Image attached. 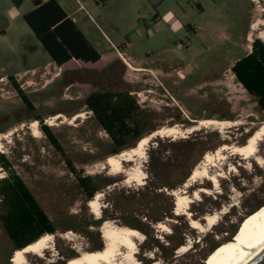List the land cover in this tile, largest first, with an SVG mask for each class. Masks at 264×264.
<instances>
[{
	"label": "rangeland",
	"instance_id": "374dc122",
	"mask_svg": "<svg viewBox=\"0 0 264 264\" xmlns=\"http://www.w3.org/2000/svg\"><path fill=\"white\" fill-rule=\"evenodd\" d=\"M57 1L99 49L101 60L52 63L23 17L34 8V0L20 7L11 0L9 21L0 16V153L7 155L57 226L49 233L54 235L53 247L42 255L29 253L27 264H66L81 251L103 248L107 220L141 232L135 254L139 264L215 263L264 222V134L256 152L260 162L230 150L216 154L224 144H245L264 125L257 99L231 69L252 50L255 39L264 42V0ZM10 75L35 109L22 100ZM95 90L135 96L145 119L143 137L174 125L183 130L200 127L185 136H152L140 159L144 182L127 181L126 172L115 173L107 158L135 147L140 139L123 150L114 146L85 104ZM203 120L214 123L202 125ZM223 121L229 125L222 126ZM43 124L51 127L63 152L52 144ZM208 152L214 153L213 172L222 173L218 185L189 179ZM123 164L134 166L131 161ZM78 174L93 176L103 187L93 197L98 196L100 213L92 210L91 199L79 187ZM8 175L0 165V179ZM201 187L208 192L199 191L194 198ZM167 194L174 200V214L182 219L164 215L159 222L150 221L154 208L166 214L171 206ZM185 194L193 201L188 206L184 202L177 213L178 195ZM210 214L217 215L215 225L205 220ZM191 220L203 227L191 226ZM160 223L164 226L158 227ZM183 239L185 247L173 249ZM15 251L0 219V264H13Z\"/></svg>",
	"mask_w": 264,
	"mask_h": 264
},
{
	"label": "trees",
	"instance_id": "16d2710c",
	"mask_svg": "<svg viewBox=\"0 0 264 264\" xmlns=\"http://www.w3.org/2000/svg\"><path fill=\"white\" fill-rule=\"evenodd\" d=\"M34 3L35 8L26 12L24 19L58 66L74 58L96 62L102 57L99 49L57 0H34ZM231 69L243 87L257 99L260 109L264 112V42L259 38L255 39L252 50L238 58ZM9 77L25 104L30 109H35L29 95L14 76ZM85 104L94 113L97 123L110 135L114 146L120 150L143 137L145 119L137 99L129 91L95 90L86 97ZM41 128L52 144L63 152V147L51 127L43 124ZM68 164L72 171L77 172L71 161L68 160ZM0 165L9 172L8 176L0 179V219L15 250L34 242L43 234L55 233V222L21 175L13 170L12 163L5 153H0ZM77 178L79 187L89 199L103 188L93 176L78 174ZM166 197L171 200L166 214L162 215L154 208L152 214H149L150 221L159 222L164 219V215L182 219L179 214H174L175 204L172 197L168 194ZM113 205H116L115 202ZM100 219L99 222L105 220L103 217ZM174 233L175 231L171 235ZM231 243L233 240H230L228 245ZM183 244L184 239L174 244L173 249H178ZM211 249L216 250L215 247ZM222 255L223 253L220 254Z\"/></svg>",
	"mask_w": 264,
	"mask_h": 264
},
{
	"label": "bare ground",
	"instance_id": "6f19581e",
	"mask_svg": "<svg viewBox=\"0 0 264 264\" xmlns=\"http://www.w3.org/2000/svg\"><path fill=\"white\" fill-rule=\"evenodd\" d=\"M59 115L60 114L57 116L60 117ZM78 116H80V114H78ZM53 120L54 119L51 117L49 120L50 125H53ZM212 122V120H203L200 122V124L207 125ZM37 123L38 121H35L33 125L36 126ZM220 124L222 126H225V124L229 125V123L225 121L221 122ZM199 127L200 126L198 125H194L183 130L180 125H174L159 129L153 132V134L141 138L135 147L129 150H124L118 155L110 156L107 158L106 163L115 173H120L122 171L126 172L127 181L133 179L143 183L146 176L145 172L142 170L140 159H143L146 155L147 145L150 138L152 136L155 137V134L157 135L163 133L168 136L171 135L175 137H177L179 134L185 136L187 133H191ZM35 133L36 135H39V130L37 128L35 129ZM263 134L264 125L251 134L245 144L240 146L224 144L217 149L216 154L218 155L223 153L225 150H230L232 153H237L243 155L244 157L256 156L257 161L260 162L261 159L259 156H257L256 152L258 150L257 147L259 141L262 139ZM1 144L2 142L0 141V147ZM213 155L214 153H206L203 160L204 162L196 165V167L193 169L191 177L189 178L190 180L196 181L198 178H205L211 180L215 185H218V176H221L222 173L220 171L217 172L216 170V173L213 172L212 166L214 167V165H216L212 162V159L215 158ZM124 161L134 162V166L125 168L123 164ZM190 182L192 183V181ZM186 185H188V183H186ZM199 191L208 192V189L201 187L199 190H195L193 194L194 198H198ZM174 193H176V191H174ZM184 193H186V191H184ZM192 201L193 199L186 194L182 196L178 195V199L176 201V212L184 202L188 206ZM89 203L94 212L100 213L101 205L98 200V196L91 199ZM217 219L218 218L216 214L205 216V220H207V223L209 224L215 225L217 223ZM112 224L107 220L103 226V236L106 240V244L103 248L97 250L81 251L80 255L68 259L66 264H139L135 254L138 250V243H136V239H143L141 232L135 228L114 226ZM163 226L164 225L161 223L158 225V227ZM191 226L195 228L203 227L202 224L195 220H191ZM53 239L54 235L46 233L23 249H17L11 259L13 264H27V255L29 253L42 255L44 250L53 247ZM262 242H264V222L255 226L251 232L245 234L239 240H237V242L213 264H238L239 261L247 256L248 252H254V249L260 247ZM184 247L185 245H182L180 246V249H183Z\"/></svg>",
	"mask_w": 264,
	"mask_h": 264
},
{
	"label": "crops",
	"instance_id": "0c3cea01",
	"mask_svg": "<svg viewBox=\"0 0 264 264\" xmlns=\"http://www.w3.org/2000/svg\"><path fill=\"white\" fill-rule=\"evenodd\" d=\"M27 1V0H14V3L17 5V6H22L23 3ZM45 1V0H43ZM11 3V4H9ZM62 6V5H61ZM63 7V6H62ZM34 8H35V3H34ZM33 8V9H34ZM64 8V7H63ZM11 10H13V2H11V0H0V16H2L3 18H5L7 20V22L9 21V13L11 12ZM25 14V13H24ZM24 17V15H23ZM85 33V32H84ZM86 34V33H85ZM87 36V35H86ZM89 39V38H88ZM90 40V39H89ZM102 58V57H101ZM101 58L99 60H101ZM72 60H78V59H71L70 61ZM80 60V59H79ZM98 60V61H99ZM68 61V62H70ZM81 62H84V63H89V62H86V61H83V60H80ZM96 61V62H98ZM51 62L56 64L54 61H52L51 59ZM67 63V62H66ZM65 63V64H66ZM92 63H95V62H92ZM57 65V64H56ZM64 65V64H63Z\"/></svg>",
	"mask_w": 264,
	"mask_h": 264
},
{
	"label": "water",
	"instance_id": "95a60500",
	"mask_svg": "<svg viewBox=\"0 0 264 264\" xmlns=\"http://www.w3.org/2000/svg\"><path fill=\"white\" fill-rule=\"evenodd\" d=\"M238 264H264V242L261 243L260 247L254 249V252H248L247 256L239 261Z\"/></svg>",
	"mask_w": 264,
	"mask_h": 264
},
{
	"label": "flooded vegetation",
	"instance_id": "af4514ba",
	"mask_svg": "<svg viewBox=\"0 0 264 264\" xmlns=\"http://www.w3.org/2000/svg\"><path fill=\"white\" fill-rule=\"evenodd\" d=\"M62 114H60L59 116H61ZM81 115V114H80ZM76 117H78V115H76L73 119H75ZM59 118V117H58ZM51 119V117L50 118H48L47 119V121H48V123H49V120ZM54 123V122H53ZM56 123V122H55ZM50 124V123H49Z\"/></svg>",
	"mask_w": 264,
	"mask_h": 264
}]
</instances>
